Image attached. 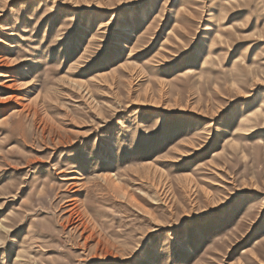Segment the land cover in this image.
I'll return each mask as SVG.
<instances>
[{"label":"rangeland","instance_id":"rangeland-1","mask_svg":"<svg viewBox=\"0 0 264 264\" xmlns=\"http://www.w3.org/2000/svg\"><path fill=\"white\" fill-rule=\"evenodd\" d=\"M0 264H264V0H0Z\"/></svg>","mask_w":264,"mask_h":264},{"label":"bare ground","instance_id":"bare-ground-1","mask_svg":"<svg viewBox=\"0 0 264 264\" xmlns=\"http://www.w3.org/2000/svg\"><path fill=\"white\" fill-rule=\"evenodd\" d=\"M263 101V100H262ZM263 104V102L260 103V106ZM69 221V220H68Z\"/></svg>","mask_w":264,"mask_h":264}]
</instances>
